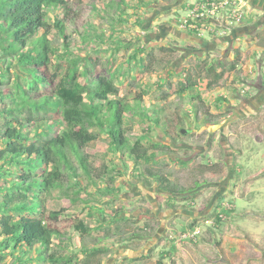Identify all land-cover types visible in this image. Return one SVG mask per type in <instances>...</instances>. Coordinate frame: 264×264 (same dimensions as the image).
I'll return each instance as SVG.
<instances>
[{
	"label": "rangeland",
	"instance_id": "1",
	"mask_svg": "<svg viewBox=\"0 0 264 264\" xmlns=\"http://www.w3.org/2000/svg\"><path fill=\"white\" fill-rule=\"evenodd\" d=\"M194 1L114 0L103 8L99 0H69L80 17L76 29L69 31L67 52L61 40L56 43V60L75 62L91 81L117 95L133 98L146 91L145 110L138 112L162 109L166 127L138 112L127 115L130 143L139 139L155 155L153 169L193 188L169 195L156 182H135L146 179V164L110 150L102 132L95 150L106 153L112 173L121 172L114 191L109 194L103 184L85 181L81 199L66 202L70 214L50 222L63 233L55 240L73 263L97 246L105 251L87 258L88 263L100 258L102 264H264V0H241L240 25L224 29L226 24L217 21L211 28L183 30L186 8ZM114 2L120 8L111 6ZM158 58L167 61L165 71L155 70ZM221 60L235 68L219 77ZM7 62L0 55V78L4 71L11 91L16 78L13 68L6 70ZM192 66L194 87L177 96L179 82ZM49 89L39 84L29 92L39 96ZM197 94L199 100H190ZM3 121L0 114V125ZM4 169L7 183L21 172L20 166ZM120 208L118 218L112 217ZM219 213L220 221L215 217ZM75 219L83 221L82 230L75 228ZM191 219L197 220L200 233L182 239ZM144 222L156 225L154 237H131ZM116 226L125 239L116 240ZM105 235L111 237L98 240Z\"/></svg>",
	"mask_w": 264,
	"mask_h": 264
},
{
	"label": "trees",
	"instance_id": "2",
	"mask_svg": "<svg viewBox=\"0 0 264 264\" xmlns=\"http://www.w3.org/2000/svg\"><path fill=\"white\" fill-rule=\"evenodd\" d=\"M111 1L114 0H99V4L106 8V3ZM115 4L120 8L118 2L111 6ZM79 17L69 0H0V55L7 58L6 70L13 68L16 78L9 91L4 71L1 72L0 114L4 121L0 125V143L4 147L0 149V191L3 192L0 264H102L100 258L88 263L87 258L105 251L97 246L79 263H73L71 257L60 252L55 240L63 233L50 223L70 214L66 202L81 199L86 191L85 181L103 184L109 194L114 191L116 177L121 172L112 173L106 153L95 150L102 132L106 133L110 150L146 164L142 172L146 181L137 178L135 182H156L169 195L193 191L192 187H183L162 171L153 169L150 163L155 155L139 139L130 143L133 133L124 125V119L144 109L146 91L133 98L117 95L99 82L91 81L75 62L67 65L56 60V43L61 40L67 52L69 31L76 29ZM224 62L219 61L223 68L219 77L235 68L234 63ZM167 66V61L161 58L155 62L157 72L165 71ZM195 69L192 66L187 77L179 82L177 96L194 87ZM39 84L48 85L49 91L39 96L29 92L38 90ZM199 99L198 94L190 97L192 101ZM151 110L150 114L148 111L137 114L165 128L160 114L163 110ZM194 111H197L196 105ZM206 115L211 116L208 111ZM4 166H20L21 172L7 183L2 179L6 173ZM115 211L112 217L118 218L122 209ZM215 217L221 220L218 215ZM75 222V228L82 230L83 221L75 219ZM196 222V219L189 220L186 229H192ZM114 229L116 240L126 238L118 226ZM156 231L154 223L144 222L130 236L148 240ZM110 237L105 235L98 240ZM9 255L13 260L7 259Z\"/></svg>",
	"mask_w": 264,
	"mask_h": 264
},
{
	"label": "built area",
	"instance_id": "3",
	"mask_svg": "<svg viewBox=\"0 0 264 264\" xmlns=\"http://www.w3.org/2000/svg\"><path fill=\"white\" fill-rule=\"evenodd\" d=\"M187 16L182 20L183 30H203L204 27H213L217 21L228 26L242 24L244 13L241 0H196L186 8ZM223 30V29H221ZM220 219L223 214L219 213ZM216 220V219H215ZM217 221V220H216ZM200 233V226L196 224L192 229L181 235L182 239H195Z\"/></svg>",
	"mask_w": 264,
	"mask_h": 264
},
{
	"label": "water",
	"instance_id": "4",
	"mask_svg": "<svg viewBox=\"0 0 264 264\" xmlns=\"http://www.w3.org/2000/svg\"><path fill=\"white\" fill-rule=\"evenodd\" d=\"M181 132H183V131L181 130Z\"/></svg>",
	"mask_w": 264,
	"mask_h": 264
}]
</instances>
